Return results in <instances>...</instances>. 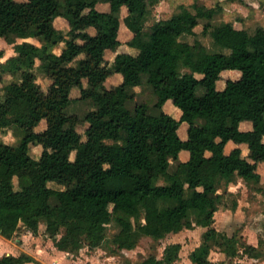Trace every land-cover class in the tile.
Masks as SVG:
<instances>
[{"label": "trees", "instance_id": "obj_1", "mask_svg": "<svg viewBox=\"0 0 264 264\" xmlns=\"http://www.w3.org/2000/svg\"><path fill=\"white\" fill-rule=\"evenodd\" d=\"M159 2L0 0V37L16 53L2 61L0 50V129L24 133L16 145L0 141V233L5 238L12 239L21 223L34 235L45 223V236L60 251L76 252L84 245L95 250L116 221L120 230L112 242L119 250L135 249L144 237L161 241L203 228L192 264H227L208 259L214 247L230 261L240 254L237 237L215 226L218 185L237 177L262 179L264 28L252 34L234 22L214 25L222 8L196 4L195 13L182 7L147 33L150 8ZM201 20H206L203 33L228 52L181 40L196 36ZM123 28L131 33L127 44L139 50L137 55L118 52ZM28 38L38 43L17 42ZM61 44L62 52L55 53ZM37 61L46 86L38 82ZM228 72L240 77L220 88ZM143 84L157 96L159 114L146 103L128 107ZM83 101L93 105L83 118L68 113ZM168 104L182 111L180 119L165 111ZM246 123L249 129L243 128ZM32 145L43 147L39 159L31 156ZM171 160L178 161L172 172ZM242 247L258 257L250 253L256 246ZM181 250V243H172L161 258L149 254L137 264H175ZM32 262L27 254L0 255V264Z\"/></svg>", "mask_w": 264, "mask_h": 264}, {"label": "rangeland", "instance_id": "obj_2", "mask_svg": "<svg viewBox=\"0 0 264 264\" xmlns=\"http://www.w3.org/2000/svg\"><path fill=\"white\" fill-rule=\"evenodd\" d=\"M25 1V0H19ZM202 5L207 8H222L214 19L213 24L219 25L225 22H234L238 28L246 29L250 33H255L258 28H264V0H160L158 4L150 8V13L146 21V32L150 33L152 27L159 20H167L174 14L181 11L182 7H185L192 12H196L194 6ZM124 16V14H123ZM206 20H201V24L196 28L197 35H183L181 40L188 41L194 44L196 41H201L210 51H225L221 47L214 43L211 34L203 33V26ZM58 26H63V23L58 22ZM131 38V33L123 28L121 31V39L123 44L118 48V52L130 53L137 55L139 50L137 48L130 47L127 42ZM34 42L37 40L28 38L17 39V42ZM64 48V44L54 48L53 51L60 54ZM0 49L5 52V56L11 53L14 49L12 44L6 43V41L0 37ZM113 53H108L107 57L113 58ZM40 61H37L36 73L38 76V82L46 86V77L41 70ZM240 74L238 72H228L223 75L222 80L219 82L220 88H223L228 79H238ZM19 80V76L16 80ZM119 79L115 78L113 84H118ZM112 85V83H110ZM3 85L0 84V98L4 95ZM137 92L136 100L130 101L128 107L134 109L136 104L146 103L150 106L151 113L159 114L161 111L156 107L157 96L154 94L151 86L143 84L135 88ZM203 88H199L198 93L202 94ZM78 94V93H77ZM91 109L93 105L89 101L77 102L71 105L68 109L69 114H77L83 118ZM165 111L171 114L176 119H180L182 111L172 105L168 104L165 107ZM204 121L199 120L198 124H203ZM188 124L184 123L181 127L180 134L182 137L186 136V127ZM244 129H249L250 124H243ZM86 127H80V132L84 134ZM22 134L19 130L6 129L2 131L0 129V141L5 143L16 145L21 140ZM243 154L245 157L249 155L247 147H243ZM43 152L41 145L31 146V156L39 159ZM186 154L182 155V159H186ZM178 164V161L171 160L170 171L172 172ZM258 171L262 175V179L259 183L247 182L241 177H237L236 180L227 184L225 180L221 181L218 185V194L221 196L219 204V210L215 215V226L218 230L227 233L229 236H236L240 242V254L233 258L226 259L225 255L219 253L215 249L208 257L210 261H223L227 260V264H264V164H260ZM53 187L59 188L56 184H52ZM42 228V229H41ZM46 225L42 223L40 230L45 233ZM120 227L116 221H112L107 227V239L102 246L95 250H90L88 246L84 245L81 250L76 252H64L59 253L54 248V241L50 238L45 239L50 244H45L46 252L44 260L46 264H68L69 260H84V263L79 264H104L105 256H113L111 264H137L149 254H156L159 258L162 257L166 246L172 243H181L182 250L180 252V259L175 264H192L190 261V255L194 249L201 244L202 228L196 229H184L178 233H171L167 235L161 241H154L150 237H144L141 239L138 246L133 250H119L112 240L116 233H118ZM28 229L23 223L20 224L18 234L22 235ZM242 244H255L256 250L250 251L251 254H256L258 257L253 258L250 254L245 252ZM55 245V244H54ZM58 249V248H57ZM59 250V249H58ZM95 255V258L91 256ZM112 260V259H111ZM72 263V262H71ZM108 263V261H106ZM70 264V263H69Z\"/></svg>", "mask_w": 264, "mask_h": 264}, {"label": "crops", "instance_id": "obj_3", "mask_svg": "<svg viewBox=\"0 0 264 264\" xmlns=\"http://www.w3.org/2000/svg\"><path fill=\"white\" fill-rule=\"evenodd\" d=\"M27 40V39H24ZM7 43V42H6ZM1 50V49H0ZM15 50L13 49L12 52L5 56L2 59V61H6L9 57L14 56ZM42 226V224H41ZM42 229V228H41ZM203 229V228H202ZM204 231V229H203ZM203 233V232H202ZM43 230H40L37 235H34L32 232L25 231L22 235L17 233L14 235L12 239H7L0 233V255H21V254H27L34 258L35 262H32L30 264H46V261L44 260V255L46 252V246L45 244H50L48 240L45 239ZM253 245V244H252ZM255 245V244H254ZM56 251L59 253H64V251H60L57 249V247L53 244ZM100 250V249H98ZM92 258H95V255L91 256ZM105 262L104 264H111L113 261V256H105ZM112 259V260H111ZM108 261V263H106ZM191 261V259H190ZM72 262V263H71ZM84 263L83 259L77 260H69L67 263L69 264H79ZM192 263V261H191Z\"/></svg>", "mask_w": 264, "mask_h": 264}]
</instances>
